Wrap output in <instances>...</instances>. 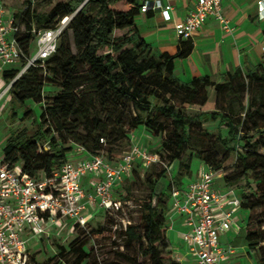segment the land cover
<instances>
[{
	"label": "trees",
	"instance_id": "16d2710c",
	"mask_svg": "<svg viewBox=\"0 0 264 264\" xmlns=\"http://www.w3.org/2000/svg\"><path fill=\"white\" fill-rule=\"evenodd\" d=\"M24 2L15 15L19 26L16 39L26 52L33 39L32 29L51 28L62 17L71 18L60 34L55 52L44 60L43 66L37 63L28 67L9 89L26 116L32 114L27 100L43 105L34 131L24 127L7 137L3 153L8 163H21L22 170L30 175H50L67 160L70 145H81L88 153L105 157L101 152L105 144L126 139V130L139 126L163 136L161 146L173 161L185 149L191 126L198 125L188 123L185 104L204 103L210 88L217 95L227 93L237 99L246 92L240 115L230 107L222 114L203 113V117L218 119V127L227 128L231 140L242 142L241 150L231 149L238 157L240 169L223 175V179L226 185H237L241 208L250 212L261 208L264 212V152L259 151L264 150V56L253 67L225 73L217 83L207 76L184 82L175 75L173 60L190 53L191 39L182 40L174 54L155 50L136 25L139 0H63L47 12L35 10L34 1ZM15 74L14 69H4L1 76L9 82ZM46 83L58 85V93L47 97ZM107 118L113 119L109 131ZM66 142L70 144L61 145ZM199 158L208 167L222 171L221 164L211 156ZM164 174L165 169H161L147 178L150 191L146 196L133 198L124 194L138 203L140 214L138 222L128 223L121 233L128 243L143 239L145 245L141 244L140 249L147 264H179L172 259L166 236L169 192L166 201L153 202L155 185ZM174 183L179 185L180 177ZM102 228L91 231L99 235ZM245 239L250 251L259 250L257 264H264V220L252 221L248 216ZM87 242L88 238L77 237L69 243L68 252L74 256L72 264H81L88 257L84 249ZM59 248V254L65 255V248ZM120 255L127 257L125 253ZM132 264H137L136 259Z\"/></svg>",
	"mask_w": 264,
	"mask_h": 264
},
{
	"label": "built area",
	"instance_id": "2783aa9c",
	"mask_svg": "<svg viewBox=\"0 0 264 264\" xmlns=\"http://www.w3.org/2000/svg\"><path fill=\"white\" fill-rule=\"evenodd\" d=\"M139 1L141 13L158 10L163 19L170 18L172 7L162 0ZM221 1L195 0V7L177 25L176 35L180 39L191 38L208 16H213L224 30H228ZM257 6L259 13L264 15V0H257ZM15 13L8 14L0 0V72L16 70L15 76L0 90V101L28 67L37 63L43 66L44 60L55 52L60 34L71 18V15L64 16L51 28L32 29L33 39L26 52L16 39L19 26ZM75 148L78 152H87L81 145L76 144ZM88 154L78 160L67 158L50 175L44 172L30 175L19 163H8L3 151L0 153V264H42L30 255L27 246L30 237H50L49 225L60 224L67 218L75 220L73 230L85 228L100 209L114 215L126 203L116 199L115 188L130 174L134 160L141 159L147 164L160 160L157 153L137 148L123 151L112 164L101 153ZM218 174L222 172L201 167L194 179L184 185L172 181L169 190L171 208L167 219L184 216L186 228L181 234L182 242L194 257V264H223L226 255L232 252L231 247L221 245L220 234L235 224L233 215L241 207V198L232 186H214ZM88 205L94 207V214L87 213ZM128 223L123 222V229Z\"/></svg>",
	"mask_w": 264,
	"mask_h": 264
},
{
	"label": "rangeland",
	"instance_id": "374dc122",
	"mask_svg": "<svg viewBox=\"0 0 264 264\" xmlns=\"http://www.w3.org/2000/svg\"><path fill=\"white\" fill-rule=\"evenodd\" d=\"M7 6V13L12 14L13 11L20 10L25 3V0H3ZM33 7L40 12L49 11L56 3L63 0H33ZM35 47L33 42L32 48ZM5 80L0 72V90L5 86ZM59 87L53 83H46L44 93L47 97H52L58 93ZM246 92L243 93L240 99H237L232 94L217 95L213 88L209 89L208 99L202 104L183 106L184 112L187 115L188 123H197L196 126H191V136L185 149L180 153L179 157L173 161L165 153L161 146L163 136L155 135L152 131L144 126H139L131 130H126V139L119 140L114 144H105L102 153L109 163H114L123 151L132 150L134 148L147 150L151 153H157L159 161L147 164L141 159H135L132 163L130 174L122 178L119 185L115 188L114 194L116 199L126 201L122 204V208L114 215L107 214L104 209L97 210L94 216L88 220L85 228L76 227L73 230L75 220L67 218L61 221L60 224H51L48 227L50 237L35 235L27 241L30 255L37 263L42 264H72L74 256L69 253V243L75 238H88L87 244L84 246L88 257L81 264H132L133 259H136L137 264H147V258L142 255L140 245H145L143 239L134 240L131 243L127 242V238L121 233L123 230V222L137 223L140 208L138 203L133 198H141L146 196L149 191L148 177L152 178L161 169H165L164 177L161 178L155 185L153 192V202L158 199L166 201L172 181L175 182L176 177H180L182 183H186L195 177L201 167H206V163L199 157L209 155L214 158V161L221 164L220 169L222 175L218 174L214 180L216 188L225 187L223 175H232L240 169V162L235 153L231 149L241 150L242 142L231 140L228 134V129L218 127V119H204L203 113H224L230 107L237 115H240L241 105L246 102ZM26 104L32 111L30 116L25 115V110L22 106L11 97L8 92L0 101V153L3 151L7 137L14 131L22 128H27L29 131H34L40 120L41 102L27 100ZM104 117V116H102ZM107 131L111 129L113 119L107 118ZM223 139L225 143H223ZM45 144V141H42ZM69 142L61 143L66 146ZM240 144V146H239ZM71 150L67 152V158H72L71 152L76 149L70 145ZM259 151L264 152L260 149ZM113 156V157H112ZM21 165V163H19ZM243 183H240V185ZM237 191V185H230ZM131 194V197H124V194ZM239 195V192H237ZM240 196V195H239ZM128 201V202H127ZM169 202V200H168ZM236 223L242 226L246 224L247 217L250 216L252 221L255 218L264 220V212L261 208L250 212L239 207L234 213ZM109 218L111 220H109ZM167 223V221H166ZM102 228L99 235H95L91 230ZM138 233L141 228H137ZM168 239V238H167ZM59 245L65 248V255L61 256ZM56 251V253L54 252ZM256 256L259 258V250ZM120 253H125L127 257H123ZM172 259L179 264H190L179 261L175 253L172 251Z\"/></svg>",
	"mask_w": 264,
	"mask_h": 264
},
{
	"label": "crops",
	"instance_id": "0c3cea01",
	"mask_svg": "<svg viewBox=\"0 0 264 264\" xmlns=\"http://www.w3.org/2000/svg\"><path fill=\"white\" fill-rule=\"evenodd\" d=\"M162 2L172 7L168 20L163 19L158 10H150L136 16V25L140 35L155 50L174 54L179 43L186 40L176 35V27L195 7V0ZM221 12L228 20V30H224L213 16H208L189 38L192 41L190 53L183 58H174V73L180 80L188 82L194 77L207 76L217 83L227 72L232 73L239 68L245 70L262 61L264 15L258 11L257 0H222ZM71 156L70 159L78 160L89 154L74 149ZM179 185L184 183L180 180ZM86 187L89 191V185L86 184ZM87 207V213L92 214L94 207ZM166 221V236L176 258L194 264V257L185 250L182 242L181 234L186 228L184 216H173ZM220 241L224 248L229 246L232 250L224 258L223 264H257L256 252L250 251L245 239V225L235 221L228 231L220 234Z\"/></svg>",
	"mask_w": 264,
	"mask_h": 264
}]
</instances>
